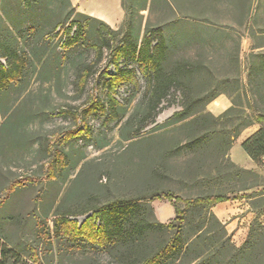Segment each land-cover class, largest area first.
I'll return each mask as SVG.
<instances>
[{
  "label": "rangeland",
  "instance_id": "obj_1",
  "mask_svg": "<svg viewBox=\"0 0 264 264\" xmlns=\"http://www.w3.org/2000/svg\"><path fill=\"white\" fill-rule=\"evenodd\" d=\"M114 3L41 0L33 11L15 0H0L1 16H10L19 26L14 32L17 46L29 54L19 82L0 94V230L20 255L35 252L39 264H113L112 248L83 239L72 244L63 229L55 228L54 218L67 214L79 225L92 213H82L85 209L156 193L165 197L150 200L154 215L147 216L151 222H168L174 206L184 209L201 192L193 180L197 166L207 171L220 161L218 139L199 145L194 138L198 125L168 124L172 113L182 108L178 91L161 102L155 121L133 138L146 113V79L136 59L122 56L120 67L133 70L135 80H123L110 92L106 82L116 72L113 49L124 42L139 47L148 32H163L170 40L167 65L187 60L195 70L185 80L191 87L185 101L188 111L204 108L214 115L230 104L225 93L204 103L215 82L227 79L223 86L232 94L236 78L246 82L250 51L264 52V0H121L119 16ZM98 6L112 19L96 18L92 13ZM77 12L88 18L78 16L83 24L80 38L67 43L75 30L68 31L69 21ZM100 22L114 32L102 33ZM5 25L0 19L1 34ZM111 99L119 109L118 118L109 112ZM94 102L106 110L92 108ZM214 127L221 126L201 129ZM259 127L248 126L233 142L228 155L236 164H254L240 141ZM258 168L264 180V166ZM226 204L233 207V214L221 221L227 231L236 222L235 230L244 241L253 217L246 215L251 211L248 200ZM260 218L263 221V215ZM169 236V231L157 228L146 241L154 245Z\"/></svg>",
  "mask_w": 264,
  "mask_h": 264
},
{
  "label": "trees",
  "instance_id": "obj_2",
  "mask_svg": "<svg viewBox=\"0 0 264 264\" xmlns=\"http://www.w3.org/2000/svg\"><path fill=\"white\" fill-rule=\"evenodd\" d=\"M15 1L18 6L34 11L41 0ZM66 1L70 4V0ZM72 11L66 19L71 17ZM78 16L88 18L87 15L77 12L69 21L68 31L73 27L75 30L67 43H74L80 38L83 24ZM0 19L6 22L4 34L0 32L2 94L10 85L19 82L28 66L29 54L17 46V36L14 32L19 30V26L16 22L8 15L3 18L0 14ZM89 19L96 20L94 17ZM100 25L102 33L114 32L108 24L100 22ZM31 28L36 29L34 26ZM112 51L116 72L106 82L110 92L119 82L134 79L133 70L120 67L118 60L122 56L136 59L146 79L143 93L146 113L140 118L133 138H137L139 132L155 121L161 109V102L169 100L170 94L178 91L182 108L172 113L168 124L180 122L182 126L198 125L194 138L199 145L214 137L216 142L218 139V145H222L220 161L215 168H209L207 171L203 170L201 165L197 166L193 172V180L195 185L202 189L201 192L189 199L184 209L174 206V217L168 222L157 219L151 222L148 218L149 215H154L150 200L165 197L155 193L114 200L85 209L82 213H92L79 225L74 219L65 217L67 214H59L54 218L55 228L63 229L72 244L83 239L112 248L113 264H264V224L260 218L264 214V180L260 173L236 164L228 155L241 131L259 123L260 127L241 142V147L257 166H264V106L258 105L264 101V52L250 51L247 55L246 82L236 78L232 94L223 86L227 79L215 82L214 90L206 96L204 103L211 102L218 95L225 93L230 105L214 115L204 108L192 113L188 111L189 105L185 101L191 87L185 80L195 70L192 63L189 67L190 62L187 60L175 61L171 67L167 65L171 52L170 40L163 32L160 35L148 32L139 47L124 42ZM238 55L239 43L236 44L234 55L236 68L239 63ZM254 57L259 59V64L254 63ZM86 73H82L81 85L85 81ZM91 107L102 112L106 110L99 102H94ZM109 112L112 117H119V109L114 99L110 101ZM217 124L221 126L219 129H201L204 125L209 127ZM210 133L216 134L212 136ZM58 163L62 164L63 158H59ZM242 198L248 200L253 217L246 239L236 245L231 240L225 223L212 211V206L221 201ZM188 227L191 228L190 233H186ZM157 228L169 231L170 236L160 243L149 245L146 236ZM35 255L37 254L33 251L24 256L20 255L16 246L11 244L0 230V264H15L19 261L22 264H39L38 256ZM89 264L100 263L91 261Z\"/></svg>",
  "mask_w": 264,
  "mask_h": 264
},
{
  "label": "crops",
  "instance_id": "obj_3",
  "mask_svg": "<svg viewBox=\"0 0 264 264\" xmlns=\"http://www.w3.org/2000/svg\"><path fill=\"white\" fill-rule=\"evenodd\" d=\"M115 5H113V10H115V12L118 14V16L120 14H122V11H123V7L121 5V0H115ZM94 13H92L96 18H99V19H106L105 17H109L110 19H112V16L110 15L111 13H109V11L105 12L103 10H101V8L98 7H95L94 8ZM107 21V20H106ZM221 95V94H220ZM227 99V98H226ZM230 103V102H229ZM230 105V104H229ZM251 134V133H250ZM249 134V135H250ZM247 137V136H246ZM245 137V138H246ZM244 138V139H245ZM243 139V140H244ZM243 140H241L240 142H242ZM231 149V148H230ZM229 153H230V150H229ZM253 162V161H252ZM254 163V162H253ZM245 168H249V169H253L255 171H260V169L258 168V166L254 163L253 165H244ZM243 166V167H244ZM262 172V170H261ZM263 175H264V172H263ZM229 200H226V201H221V202H218L216 204H214L212 206V211L215 213V215L220 219V220H225V219H228L229 216L231 214H233V207H231V205L229 204H226L228 203ZM246 215H247V218L250 220L252 215H253V212L251 211H248L246 212ZM161 219H164V218H161ZM165 220V219H164ZM164 220H161V221H164ZM224 223V222H223ZM263 224H264V214H263ZM236 222L234 225H231L230 226V229H228V231L231 233V238L233 240V242H235V244H240L243 239H241L237 233V231L235 230V227H236ZM248 225H249V221L247 222V227L246 229L248 228Z\"/></svg>",
  "mask_w": 264,
  "mask_h": 264
}]
</instances>
